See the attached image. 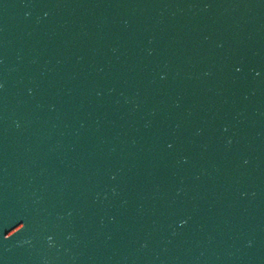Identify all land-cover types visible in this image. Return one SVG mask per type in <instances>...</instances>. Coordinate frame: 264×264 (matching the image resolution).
I'll list each match as a JSON object with an SVG mask.
<instances>
[{"label": "water", "instance_id": "1", "mask_svg": "<svg viewBox=\"0 0 264 264\" xmlns=\"http://www.w3.org/2000/svg\"><path fill=\"white\" fill-rule=\"evenodd\" d=\"M57 0H0V49Z\"/></svg>", "mask_w": 264, "mask_h": 264}]
</instances>
